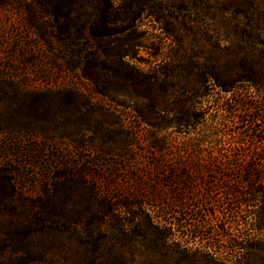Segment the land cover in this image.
<instances>
[{"label":"rangeland","instance_id":"obj_1","mask_svg":"<svg viewBox=\"0 0 264 264\" xmlns=\"http://www.w3.org/2000/svg\"><path fill=\"white\" fill-rule=\"evenodd\" d=\"M248 2L176 1L187 35L168 49L177 66L145 85L135 73L83 78L30 23L35 0L0 5V264L32 260L34 230L52 227L37 215L76 232L71 264L158 261L123 229L142 211L190 250L178 264H264L263 248L244 255L250 237L264 245V89L239 77L264 56L245 44L264 38V0Z\"/></svg>","mask_w":264,"mask_h":264},{"label":"trees","instance_id":"obj_2","mask_svg":"<svg viewBox=\"0 0 264 264\" xmlns=\"http://www.w3.org/2000/svg\"><path fill=\"white\" fill-rule=\"evenodd\" d=\"M28 1L0 0V5L8 7L17 3L20 6H29ZM35 1L39 11L37 14H30L28 18L30 23L47 45L60 43L64 47L66 64L83 78L103 72L113 73L118 77L126 74L129 79L134 80L135 73L142 78L140 85L158 82L163 76L169 77L166 73L168 68L177 66L174 60L168 62V49L187 37L180 33L181 28H178L179 17L174 10L175 2L178 0ZM248 4L251 8L254 7L253 2ZM180 7L187 8V5L183 3ZM147 22H152L153 26L145 29ZM245 44L253 50L260 49L261 53L264 51L263 37L255 38L250 35L246 38ZM141 49L148 50L149 60L140 56ZM261 57L263 59L264 56ZM262 59L256 62L254 60L252 62L254 64L239 76L243 82L257 90L264 89V69L261 71L255 69V65L261 63ZM101 201L111 207L115 204L111 198H104ZM140 215L124 217L129 223L128 227L123 226V229H126L128 235L133 237L139 235L144 238L148 249L159 259L151 260L148 264H178L172 261V256L178 253L188 254L190 250L178 244L176 234L166 226L167 224H162L146 211H142ZM35 221L52 227L51 231L34 230L35 246L29 249L33 258L27 264H71L70 254L77 252L72 246L76 232L66 233L57 229L58 225L65 223L62 219L50 221L47 216L37 215ZM46 235H51L50 240L56 239L58 235H67L69 244L55 250L51 247L45 248L41 244V238ZM250 239L253 242L248 244L249 250L245 249V263L249 261L250 250L264 249V245L259 243L260 239L255 240L254 236ZM206 251L201 253V258L210 257V253ZM114 264L133 263L120 261L117 256Z\"/></svg>","mask_w":264,"mask_h":264}]
</instances>
